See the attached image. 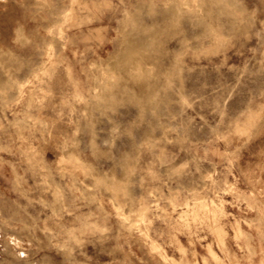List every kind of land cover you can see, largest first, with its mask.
<instances>
[{
    "label": "rangeland",
    "instance_id": "374dc122",
    "mask_svg": "<svg viewBox=\"0 0 264 264\" xmlns=\"http://www.w3.org/2000/svg\"><path fill=\"white\" fill-rule=\"evenodd\" d=\"M227 3L246 23L221 6L216 32L178 0H0L4 220L71 200L90 238L106 230L84 245L91 264H261L264 32L255 0ZM169 22L199 46L155 42ZM237 30L245 43L229 40ZM220 179L219 198L205 195ZM4 231L28 247L27 232Z\"/></svg>",
    "mask_w": 264,
    "mask_h": 264
},
{
    "label": "clouds",
    "instance_id": "9594fccd",
    "mask_svg": "<svg viewBox=\"0 0 264 264\" xmlns=\"http://www.w3.org/2000/svg\"><path fill=\"white\" fill-rule=\"evenodd\" d=\"M178 6L185 15L198 14L202 23L216 32H221L222 30L218 21L214 18L213 10L221 6L227 9V14L234 21L240 24L246 23L243 13L235 7H230L227 0H207L206 3L205 0H178ZM201 9L205 10L201 11ZM261 14H264V0H255L252 12V25L255 27L256 24H260V28L257 29L258 32H264V21L259 19ZM214 25L215 27H213ZM173 36L183 38L187 50L186 54L200 44V36L191 25H185L181 28L178 23L174 22L165 24L153 39L157 43L171 42ZM228 38L229 40H235L237 44L245 43L247 39L244 33L238 30L237 33H228ZM224 103L227 104V100ZM167 143L173 144L174 147L182 150L180 146L183 141L181 140L167 141ZM226 147L234 146L227 145ZM0 151H6V149H0ZM230 174L231 172L229 171L228 173H222V176ZM167 181L175 183L170 174L160 179L161 185H164ZM223 183V179H220L215 186L207 188L205 195L208 192H213L219 198ZM184 190L181 188V191ZM12 203L15 205L14 216H20L21 212L27 215L24 207L17 205L15 201H12ZM35 204H43V202L41 200L28 201V207H32ZM43 207L52 208L53 205L43 204ZM77 210L75 202L69 200L68 208L60 205L58 210L53 211L51 215H46L43 220H40L39 216L34 219L29 217L31 223H28L21 217L19 220L9 223L3 218L4 209H0V225H2L0 227V241L8 240L7 244L0 243V264H91L89 257L85 254L84 245L93 242L99 243L101 240L106 239L103 236V231L106 230H97L101 233L99 239H96L94 234H91L90 238L89 234H86L76 225L74 213ZM65 217H70V219L66 220ZM9 219L12 218L10 217ZM5 228H12L13 230L19 228L21 231L27 232L28 235L25 239L29 241L28 247L25 248L23 245L14 246L12 241L16 237H8L4 231ZM260 242L262 245L261 251L264 252V235H261ZM261 264H264V260L261 261Z\"/></svg>",
    "mask_w": 264,
    "mask_h": 264
}]
</instances>
